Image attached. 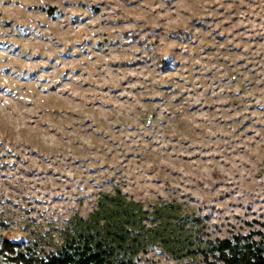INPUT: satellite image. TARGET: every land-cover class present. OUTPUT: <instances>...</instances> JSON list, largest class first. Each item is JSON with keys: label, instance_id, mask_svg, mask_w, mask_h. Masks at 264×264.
<instances>
[{"label": "rangeland", "instance_id": "rangeland-1", "mask_svg": "<svg viewBox=\"0 0 264 264\" xmlns=\"http://www.w3.org/2000/svg\"><path fill=\"white\" fill-rule=\"evenodd\" d=\"M118 192L200 220L192 251L264 238V0H0L3 234L58 235Z\"/></svg>", "mask_w": 264, "mask_h": 264}, {"label": "trees", "instance_id": "trees-1", "mask_svg": "<svg viewBox=\"0 0 264 264\" xmlns=\"http://www.w3.org/2000/svg\"><path fill=\"white\" fill-rule=\"evenodd\" d=\"M172 36L182 38L178 33ZM125 37L135 41V36ZM175 67L170 58L158 61L163 73ZM199 224L200 220L164 208L146 210L120 192L104 195L88 218L75 216L58 235L31 233L15 239L9 232L3 234L9 220L0 212V264H143L140 254L158 245L175 255L199 252L203 264H264V238L252 232L202 241L192 251L185 240L200 231Z\"/></svg>", "mask_w": 264, "mask_h": 264}]
</instances>
